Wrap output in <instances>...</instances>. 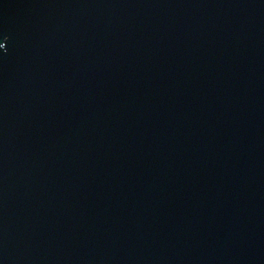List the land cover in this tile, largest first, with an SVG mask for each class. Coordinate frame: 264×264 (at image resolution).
Listing matches in <instances>:
<instances>
[{"label":"water","instance_id":"obj_1","mask_svg":"<svg viewBox=\"0 0 264 264\" xmlns=\"http://www.w3.org/2000/svg\"><path fill=\"white\" fill-rule=\"evenodd\" d=\"M0 264H264V0H0Z\"/></svg>","mask_w":264,"mask_h":264}]
</instances>
